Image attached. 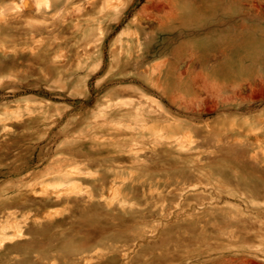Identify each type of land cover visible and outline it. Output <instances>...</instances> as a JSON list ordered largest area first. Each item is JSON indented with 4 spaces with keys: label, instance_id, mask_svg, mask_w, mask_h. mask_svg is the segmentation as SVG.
Listing matches in <instances>:
<instances>
[{
    "label": "rangeland",
    "instance_id": "1",
    "mask_svg": "<svg viewBox=\"0 0 264 264\" xmlns=\"http://www.w3.org/2000/svg\"><path fill=\"white\" fill-rule=\"evenodd\" d=\"M263 193L264 0H0V264H264Z\"/></svg>",
    "mask_w": 264,
    "mask_h": 264
},
{
    "label": "bare ground",
    "instance_id": "2",
    "mask_svg": "<svg viewBox=\"0 0 264 264\" xmlns=\"http://www.w3.org/2000/svg\"><path fill=\"white\" fill-rule=\"evenodd\" d=\"M40 1V0H38ZM49 7L50 4L46 3ZM107 5V3H106ZM75 174V173H74ZM78 177H80V175L78 174L77 175ZM82 177V176H81ZM69 178V177H68ZM71 179V178H70ZM73 185H71L70 187H72ZM71 189V188H70ZM39 193V192H38ZM41 193V192H40ZM76 193V192H75ZM54 194V193H52ZM262 192L260 190H256V192L254 193V195H257V196H261ZM264 195V193H263ZM262 195V196H263ZM43 196V195H42ZM49 196V195H48ZM264 198V197H263ZM48 199V198H47ZM262 199V198H261ZM51 200V199H50ZM61 200V199H60ZM247 216V215H246ZM249 216V215H248ZM243 217V216H242ZM249 218V217H248ZM253 218V217H252ZM46 219V218H45ZM246 219V218H245ZM254 219V218H253ZM246 222V220H244ZM250 221V220H249ZM18 223V222H17ZM17 223L15 222H11L9 220H6L5 222H0V248L1 246L4 247L5 244H19V243H16V239L19 237L20 239L23 237V231L21 230V228H19L17 226ZM248 223V222H246ZM250 224V223H249ZM253 224V223H252ZM259 224V223H258ZM21 225V224H20ZM264 226V225H263ZM11 231H14L13 233H11ZM262 234V233H261ZM25 236V235H24ZM18 239V242L19 240ZM23 239V238H22ZM25 239V238H24ZM23 239V240H24ZM263 239H264V234H263ZM259 249V248H258ZM256 250V249H255ZM83 255V254H82ZM85 258V257H84ZM89 257H87V261L89 262ZM85 260V259H84ZM258 260V259H257ZM92 261V260H91ZM90 261V263H91ZM245 261V260H244ZM259 261V260H258ZM243 261H241L242 263ZM85 263V262H84ZM245 264V262H243ZM79 264V263H78Z\"/></svg>",
    "mask_w": 264,
    "mask_h": 264
}]
</instances>
